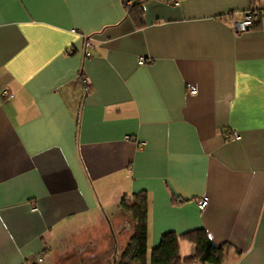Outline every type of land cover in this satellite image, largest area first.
<instances>
[{"label": "crops", "instance_id": "crops-1", "mask_svg": "<svg viewBox=\"0 0 264 264\" xmlns=\"http://www.w3.org/2000/svg\"><path fill=\"white\" fill-rule=\"evenodd\" d=\"M2 89L0 264L100 234L114 264L140 191L146 251L202 227L224 264H264V0H143L140 28L123 0H0Z\"/></svg>", "mask_w": 264, "mask_h": 264}, {"label": "trees", "instance_id": "trees-1", "mask_svg": "<svg viewBox=\"0 0 264 264\" xmlns=\"http://www.w3.org/2000/svg\"><path fill=\"white\" fill-rule=\"evenodd\" d=\"M124 9L137 28L143 26V0H132V3ZM258 11L252 27L260 20L261 11L259 9ZM120 206L131 215L133 231L122 253L115 258L116 264H188L194 261L202 264H224L228 252L232 249L228 243L220 245L213 243L207 231L202 227L189 230L181 235L166 232L151 249L147 262V197L145 192L140 191L131 197H122ZM180 239L194 245L192 254L180 255Z\"/></svg>", "mask_w": 264, "mask_h": 264}, {"label": "rangeland", "instance_id": "rangeland-1", "mask_svg": "<svg viewBox=\"0 0 264 264\" xmlns=\"http://www.w3.org/2000/svg\"><path fill=\"white\" fill-rule=\"evenodd\" d=\"M122 210V209H121ZM131 230L124 231L119 234L114 239L115 245L118 248V253H115L116 257L121 254V250L125 247L131 235ZM98 241L103 242V245H98L92 248V252L88 253L84 250H76L74 248H63L59 246L58 248H53L45 257L43 262L40 264H86V258L88 257L93 263L97 260V264H108V259L112 257L111 240L108 236L100 234ZM85 241V240H83ZM151 250L147 251V253ZM150 254L147 255L149 259ZM92 263V264H93ZM139 264V263H136Z\"/></svg>", "mask_w": 264, "mask_h": 264}, {"label": "built area", "instance_id": "built-area-1", "mask_svg": "<svg viewBox=\"0 0 264 264\" xmlns=\"http://www.w3.org/2000/svg\"><path fill=\"white\" fill-rule=\"evenodd\" d=\"M131 3H132V0H123L124 7L125 6H129ZM258 12L259 11H258L257 8H253L252 7V8L247 9L243 13L242 18H240L239 20H233L231 22L233 30L236 33H242V32H245V31H248L249 29H251L252 26H253L254 19L258 16L257 15ZM89 44H90V40H87L86 41V45H89ZM146 61H150V59H145L143 57H139L138 58V63L139 64H144V63H146ZM83 81H86V79H83ZM190 93H194V91H191ZM0 96L2 98L12 97L13 94L7 89H2L0 91ZM226 136L230 137V138H234V139H239L240 138L239 134L236 133V132H232L231 134H228V135L226 134ZM141 144H144V143H141ZM207 203H208V199L205 196L201 197L197 201V205H198V207L200 209H203L207 205ZM34 209H36V208H34ZM41 261H42L41 256H37L36 260H35V263L39 264V263H41Z\"/></svg>", "mask_w": 264, "mask_h": 264}, {"label": "flooded vegetation", "instance_id": "flooded-vegetation-1", "mask_svg": "<svg viewBox=\"0 0 264 264\" xmlns=\"http://www.w3.org/2000/svg\"><path fill=\"white\" fill-rule=\"evenodd\" d=\"M130 238V237H129ZM127 244V243H126ZM116 260V259H115ZM114 264H116V261H114Z\"/></svg>", "mask_w": 264, "mask_h": 264}]
</instances>
